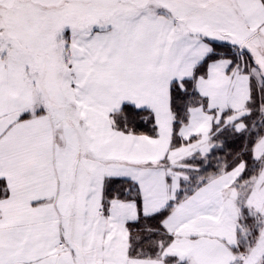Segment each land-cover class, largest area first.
<instances>
[{
	"label": "snow or ice",
	"instance_id": "6c2138e0",
	"mask_svg": "<svg viewBox=\"0 0 264 264\" xmlns=\"http://www.w3.org/2000/svg\"><path fill=\"white\" fill-rule=\"evenodd\" d=\"M0 264H264V0H0Z\"/></svg>",
	"mask_w": 264,
	"mask_h": 264
}]
</instances>
